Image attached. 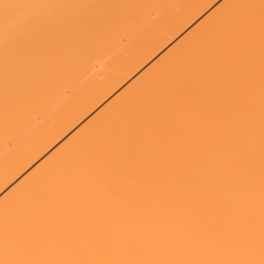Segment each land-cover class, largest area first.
<instances>
[{
  "label": "snow or ice",
  "instance_id": "1",
  "mask_svg": "<svg viewBox=\"0 0 264 264\" xmlns=\"http://www.w3.org/2000/svg\"><path fill=\"white\" fill-rule=\"evenodd\" d=\"M0 264H264V0H0Z\"/></svg>",
  "mask_w": 264,
  "mask_h": 264
}]
</instances>
